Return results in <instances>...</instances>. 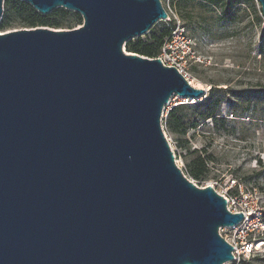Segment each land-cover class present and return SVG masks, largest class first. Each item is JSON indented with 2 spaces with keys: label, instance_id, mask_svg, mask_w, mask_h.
Here are the masks:
<instances>
[{
  "label": "water",
  "instance_id": "obj_1",
  "mask_svg": "<svg viewBox=\"0 0 264 264\" xmlns=\"http://www.w3.org/2000/svg\"><path fill=\"white\" fill-rule=\"evenodd\" d=\"M21 1L82 24L0 32V264L232 261L219 229L243 214L184 176L161 125L205 88L123 50L167 18L161 1Z\"/></svg>",
  "mask_w": 264,
  "mask_h": 264
},
{
  "label": "rangeland",
  "instance_id": "obj_2",
  "mask_svg": "<svg viewBox=\"0 0 264 264\" xmlns=\"http://www.w3.org/2000/svg\"><path fill=\"white\" fill-rule=\"evenodd\" d=\"M160 1L167 18L157 21L147 34L131 40L149 39L152 30L159 32L163 28H169L170 33L182 31L196 57L188 64L189 80L205 88V97L212 88L210 102L222 98L219 106L208 109L215 118L202 116L207 105L185 108L184 133L168 132L164 124L178 99L173 96L164 106L161 125L175 163L197 186L210 185L219 194L231 195H237L241 186L264 208V18L257 0L233 5L227 13L224 5L206 0ZM80 25L71 21L60 29ZM21 28L29 27L14 22L0 32ZM177 46L183 45L177 42ZM196 157L204 161L206 168L200 179L189 174L191 168H202L201 163L191 161ZM250 237L263 244L261 251L225 264H264V232Z\"/></svg>",
  "mask_w": 264,
  "mask_h": 264
},
{
  "label": "trees",
  "instance_id": "obj_3",
  "mask_svg": "<svg viewBox=\"0 0 264 264\" xmlns=\"http://www.w3.org/2000/svg\"><path fill=\"white\" fill-rule=\"evenodd\" d=\"M213 5H224L226 7L225 13H227L233 5H237L240 3H247L249 0H206ZM255 13V18L257 21H261V17ZM71 21H76L78 24H82V17L77 12H69L64 8H56L52 12L48 14H41L36 11L30 4L21 0H4L3 2V11L0 19V30H4L9 27L12 23L18 22L22 25L33 28V27H50L55 29H60L64 26L70 25ZM170 35L169 28H163L159 32L151 31L149 35V39L143 40L142 38H138L136 40H129L125 44V48L128 52H135L143 56H147L150 58L157 57L162 44ZM212 88L209 93L202 101L194 102V103H184L179 104L172 107L165 119V129L171 133H184L186 128V122L184 120L185 115L183 111L185 108L190 107L191 104H195V106L200 107L203 105H207V110L202 114L204 118H215V114L210 109L215 108V106H219L222 102V98L216 97L211 102ZM211 105V106H210ZM212 107V108H211ZM221 120L225 121L221 118ZM194 164H200L202 168L200 170L190 169L189 174L194 179H200L202 175L205 173V163L200 157H196L193 160ZM190 167V164H188Z\"/></svg>",
  "mask_w": 264,
  "mask_h": 264
},
{
  "label": "built area",
  "instance_id": "obj_4",
  "mask_svg": "<svg viewBox=\"0 0 264 264\" xmlns=\"http://www.w3.org/2000/svg\"><path fill=\"white\" fill-rule=\"evenodd\" d=\"M177 42L182 43L183 46L179 48ZM157 58L164 65L175 67L188 80V64L192 60H196L189 41L178 29L171 32L164 40ZM175 98L178 99V102L174 106L189 103L178 96H174ZM171 99L172 97L167 104ZM239 189L237 195L221 194L226 199V207L231 213L241 212L243 214V218L237 224L219 229V234L233 247V260L259 253L263 245L254 242L250 236L264 232V208L259 207L256 201L252 200L251 192L242 190L241 186Z\"/></svg>",
  "mask_w": 264,
  "mask_h": 264
},
{
  "label": "bare ground",
  "instance_id": "obj_5",
  "mask_svg": "<svg viewBox=\"0 0 264 264\" xmlns=\"http://www.w3.org/2000/svg\"><path fill=\"white\" fill-rule=\"evenodd\" d=\"M194 85V84H193ZM194 86H197V85H194Z\"/></svg>",
  "mask_w": 264,
  "mask_h": 264
}]
</instances>
